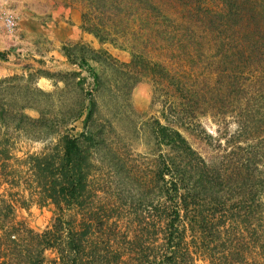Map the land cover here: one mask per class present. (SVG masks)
<instances>
[{
    "label": "trees",
    "instance_id": "trees-1",
    "mask_svg": "<svg viewBox=\"0 0 264 264\" xmlns=\"http://www.w3.org/2000/svg\"><path fill=\"white\" fill-rule=\"evenodd\" d=\"M66 1L83 6L87 32L100 41L123 39L140 53L132 63L141 66L139 75L157 89H173L178 125L158 122L154 130L170 150L162 157L161 198L152 223L123 230V209L97 201L91 190L90 154L77 138L16 159L4 133L0 264H264V0ZM185 94L192 98L188 109ZM201 102L219 122L234 114L235 136L253 150L246 160L252 172L237 171L238 197L225 171L201 164L181 131L205 116ZM27 107L12 111L0 103V128L37 123L23 113ZM15 203L53 205L59 215L38 231L17 220ZM69 211L80 217L77 226L64 219Z\"/></svg>",
    "mask_w": 264,
    "mask_h": 264
},
{
    "label": "rangeland",
    "instance_id": "rangeland-1",
    "mask_svg": "<svg viewBox=\"0 0 264 264\" xmlns=\"http://www.w3.org/2000/svg\"><path fill=\"white\" fill-rule=\"evenodd\" d=\"M83 14L82 5L66 0H0V103L12 111L27 105L23 113L37 121L25 130L4 126L0 137H12L16 159L47 153L58 144L62 148L66 139L77 138L90 154V187L97 201L119 205L120 226L133 231L155 216L162 157L170 150L158 144L154 130L158 122L177 127V100L171 87L157 89L137 73L141 66L132 65L133 55L140 53L123 39L100 41L87 32ZM154 56L157 61V54H149ZM158 62L173 67L169 59ZM185 96L188 109L192 98ZM199 106L206 109L205 116L181 131L201 164L225 171L229 189L238 197L237 171L252 172L246 160L253 150L235 136L234 114L219 117L221 123L207 105ZM0 189L2 194L7 187ZM15 206L17 220L38 231L59 215L53 205ZM113 216L115 220L117 214ZM64 219L76 226L80 222L76 211L66 212Z\"/></svg>",
    "mask_w": 264,
    "mask_h": 264
}]
</instances>
